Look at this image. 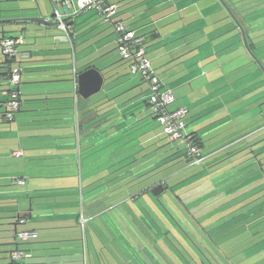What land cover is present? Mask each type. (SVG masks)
Listing matches in <instances>:
<instances>
[{"label": "crops", "instance_id": "0c3cea01", "mask_svg": "<svg viewBox=\"0 0 264 264\" xmlns=\"http://www.w3.org/2000/svg\"><path fill=\"white\" fill-rule=\"evenodd\" d=\"M113 1L119 4V18L138 35L145 36L147 57L153 70L163 81L164 88L172 89L175 95L176 100L169 108L188 109V130L195 133L203 149L219 146V142L241 130L264 127L261 67L252 75L254 83L261 86L258 90L247 91V84L225 88L226 83L222 82L229 77H226L228 70L225 67L220 70L204 60L199 62L190 53L195 50L192 49L194 41L202 45L208 43L206 39L199 40L198 34L192 35L197 31L192 29L191 20L195 2ZM74 3L78 8L76 0ZM55 7L63 11L61 3ZM35 18H44L46 22ZM65 21L72 27L69 33L59 28L52 0H0V39L5 36L24 38L13 62L6 61L0 54L3 63L0 71L2 66L7 72L16 66L23 68L22 107L12 121L3 118L4 97L0 94V264H160L141 242L120 245L116 229L104 228L102 221L83 235L81 215L89 222L114 207L106 210L97 207L104 203L103 194L93 189L112 186L118 181L103 179L104 174L134 158L135 139L139 138L141 147L155 141L161 132L151 134L152 127L160 125L159 121L147 110H138L137 114L128 115L121 125L110 124L104 134L102 126L86 133L93 128L88 121L103 112L97 113L98 108L111 105L115 108L113 111L133 110V106L147 98L149 84L143 80L146 84L140 88L131 82L121 88L123 82L116 80L127 65L119 53L118 35L114 26L102 22L94 10H69ZM161 21L167 22L160 26ZM192 57L194 61L185 64ZM206 58L209 56L203 59ZM92 66L102 72L105 81L99 92L84 97L79 92L78 76ZM9 74H0V93L7 86ZM113 81L116 84L111 83ZM232 95L240 98L233 101ZM25 101L28 103L23 105ZM136 118H147L137 127L148 125L137 135V127L133 125ZM260 139L250 144L255 162H261L257 155L263 153L256 152L263 146ZM240 148L235 142L226 143L211 151L210 156L235 153ZM20 150L21 155L14 154ZM165 150V147L160 149L158 154ZM242 160L230 158L229 163H234L230 167ZM143 168L145 165L140 169ZM18 180L25 183L19 184ZM88 190L92 193L90 197H87ZM70 192L73 194L68 195ZM181 198L184 203L200 200L199 195ZM127 199L129 197L116 205ZM109 213L112 220L118 221L117 213ZM28 230L35 232L29 240L16 237L17 232ZM15 250H23L25 256L13 259ZM119 251L123 252L122 259H119Z\"/></svg>", "mask_w": 264, "mask_h": 264}, {"label": "rangeland", "instance_id": "374dc122", "mask_svg": "<svg viewBox=\"0 0 264 264\" xmlns=\"http://www.w3.org/2000/svg\"><path fill=\"white\" fill-rule=\"evenodd\" d=\"M191 1L195 2V4H196V5H194V3H193L192 10H191V12H192V19L191 20L193 22L192 29L197 30V31L193 32L192 35L198 34L196 37L199 40H203V39L208 40V43H206L204 45H202L203 43L200 44L199 42H198L199 44H197L196 41H194L195 39L193 40L194 42L192 43L193 44L192 49H195V50L190 52V53H193V55H194L193 57H195V58L197 57L199 62L204 60V61H207V64H214L213 67H217L220 70L222 69V67H225V70H228L226 77L229 76L225 79L224 82H222L223 84L226 83L225 88H227L228 85L229 86L230 85H236V88H239L240 86H242V84L243 85L247 84V88H246L247 91L248 90L249 91L250 90H253V91L258 90L261 86H259L258 83H254L255 79H252L253 78L252 75H254L256 72L259 71L260 65L258 63L256 64V62H255L256 60L254 59V56L257 57V54H259L262 51V49H258L256 55L253 54L252 52H250L249 48L245 44L244 40L239 41L240 39H242V36H241V34L237 33L238 32L237 29L233 28V25L231 23L230 18L233 17L231 9H234V11L236 13H239V15L242 16L243 23H244V25H246V27L253 26L251 30H253V32H254V34L252 35L254 37V39H259L262 42H264V30L263 29L260 30V28H261L260 25L264 21V17L263 18L261 17V16H264V0H191ZM185 15H187V13H185ZM179 16H181V15H179ZM187 20L188 19H186V21ZM234 20H235V27H237L239 25L238 21H236V19H234V17H233L232 21H234ZM165 22H167V21H165ZM165 22L161 21L159 25L163 26L166 24ZM180 23H181V21H180ZM238 29H239V27H238ZM178 35H182V34H178ZM248 41L250 43L252 42L251 40H248ZM232 42H237V43L230 45ZM198 45L199 46L202 45L203 47L201 46L200 48H198L197 47ZM0 50H1V48H0ZM0 53H1V51H0ZM262 55L264 56L263 53L261 54V56ZM208 56H209V58L203 59V58L208 57ZM193 57L188 58L187 61L185 62V64L190 62L191 60L194 61L195 58H193ZM125 65H127V68H125L121 71L120 77H118V79L116 80L119 83H121V82L124 83L125 81H127L124 84L121 83L122 84L121 88L123 86L128 85L130 82L134 83V84H138L139 88L142 85H145L146 83H148L146 81H145L146 83H142L143 82L142 77L139 74H132L129 67H128L127 62ZM254 70H256V71H254ZM157 71L160 72L161 67H159L157 69ZM260 71H262L261 73H264V70L262 68L260 69ZM263 77H264V75H263ZM248 78H249V80H248ZM228 79H229V84H227ZM241 80L242 81L247 80V82L242 83V82H240ZM263 82H264V80H263ZM111 83L116 84V82H114V81ZM250 92H252V91H250ZM237 97L235 95H232L231 100L235 101V100H238L240 98V97L239 98H237ZM27 103L28 102L25 101V102H23V105H26ZM143 110H145V111L147 110L151 114V108L143 109ZM17 113L18 112H16L15 114H17ZM153 123L154 122H152L151 124L153 125ZM145 127H148V125ZM145 127L143 126L139 130L135 131V134L137 135V132L144 130ZM248 131L249 130H245V131L241 130V132L233 135L231 138H229L227 140H222L221 142H219V146L213 147L212 149H203L202 148L203 153L207 155V158H206L207 161L205 160V162L203 163V166H199L197 168L186 167L185 168L186 171L180 175L182 177H185L186 175H189V174L195 172L196 170H199L200 168L202 169V167L204 168V166L210 165V164L214 163L215 161L217 162L220 159H222L224 156H227L226 153H222L219 155L214 154L213 156H211L209 158L210 153H212L211 151H215L216 149L220 148L221 146L225 145L226 143L235 142V145L237 147H243V146H247V145L253 143L255 140H258L261 138L260 140H262L263 146L261 147V149H258L256 152L258 153V152L264 151V127L257 128L256 130H252L249 132ZM105 132L106 131L102 132V134H104ZM150 132H151V134H154V135H157L156 133L161 132V134L159 136H157V139H156V140H159L158 143L162 144V146L167 144V146H166L167 148H170L173 146L174 142L169 137L165 136V134L163 133V129H162L161 125L157 126L155 124V126L152 127V130ZM130 135H131V133H130ZM134 142H135L134 144H135V148H136L135 151L137 152L143 146L139 147L140 146L139 138L135 139ZM257 142H259V141H257ZM158 143H155L153 146H151L149 148L147 147L144 150H143V148L140 149V152H137L136 155H134V156H140L145 152L151 151V149H157V145H159ZM148 144H146V145H148ZM254 145H257V144L254 143ZM163 149L164 148H162V150ZM150 154H152L153 157L156 156V158H154L153 161H155V162L159 161V158H158L159 156L156 155L157 151L151 152ZM163 156H164V154H163ZM257 156L260 158L261 162L256 161L255 163L251 164L250 168H254L253 172L239 177V175H241L243 172H245L247 170V168L246 169H239V168H241V166L234 167L231 170H229L226 174H224L222 176H217L213 180V182L216 180L215 181L216 184L213 183L212 181L210 182L214 188L215 185H219L220 183H224L225 181L230 180L231 178H233L235 176H236V179L230 182L231 185L238 183V184H240L239 186H242L248 182L254 181L251 186H245V188H243L241 190V191L245 192L244 195L237 197V194H233L232 197L231 196L229 197L230 202L227 204H223V205H219V203L215 204L216 200L219 199L216 197L213 198L212 200H206L205 203H201V202H203L202 199H204V197L203 198L200 197L199 198L200 199L199 204L198 203H197V205L195 203L188 204L194 210L193 212H197V214L202 213V212L211 213L209 215V217H212V219L210 220L211 223L207 227V229L209 230V234H211V238L209 237L208 239L210 241H212V243H214L216 246H218L222 251L226 252L228 254L227 256H229V253L231 252L232 249L239 247L238 248V249H240L239 252L235 251L236 253H234V252L230 253V255L232 254L231 261L234 264H263L264 263V196L261 197L264 193V152L262 154L257 155ZM254 160H255V158L253 159V161ZM180 163H177L174 166L170 167L169 169H166V170L152 176L151 178H148L147 181L148 180H151V181L154 180L155 181L157 179H162L163 177H166L167 179H169L168 183H167L168 185L174 184L176 180L174 178H172V176L175 174V169L179 166L184 165L185 161H182V163H181L182 165ZM222 163H227L224 166V168H228L231 165H234V163H229L228 161H225ZM130 167L131 166H128L127 168H130ZM224 168L213 172L210 176L217 175L218 172H220ZM177 171H178V169H177ZM231 173H234V174H231ZM226 175H230V176H228L225 180H222L220 182L219 179L226 176ZM248 176H250V178H248ZM246 178H248V179H246ZM146 183L147 182H144L142 185H138L135 187L131 186V187L127 188L124 193H121V194L119 193L118 190H114V193H111V195H108V194L104 195L107 191L105 188L99 187V189H98V187H96V189L94 188L93 190H97V194H100V195L103 194V200H104L103 205L98 204L97 207L102 206L101 208H103L105 210L109 209L111 206H115L119 201L123 200L122 198H126L131 193H134V191H135V193L137 191H140L142 187L146 186ZM253 186H256V187L252 188ZM70 191H73V188H71ZM69 194H73V192L68 193V195ZM251 194L254 195V197L251 196L250 198L246 199L245 201H249V200L257 197V199H255L254 202L243 207L242 209L235 211L234 213H230L228 215L226 214L227 212L231 211V209H229V208L226 209V207L230 206V208L233 209L234 207L238 206V205L234 204L236 201H239L241 198L243 199L244 197L251 195ZM91 195H92L91 191L88 190L87 191V197H90ZM189 195L190 196L183 195V197H185V199H190L191 196H193V197L198 196L199 193L192 194V195L189 194ZM167 196L168 195H165L164 199ZM207 198H209V196ZM212 201H213V203H212ZM138 205L140 207L142 206L138 202L133 204L134 207L138 206ZM202 207H203V209H200ZM249 208H251V209H249ZM246 209H248V210L246 211ZM109 210H111V209H109ZM218 211H219V213H218ZM110 212H113L115 214V212L113 210ZM145 212L146 211H144V213ZM104 214H106V213H104ZM104 214L101 215V217L92 218L89 222L87 221L84 229L82 230L84 236H86L87 230L89 228H90V230H93L92 228L95 227V225L99 226L101 221L104 225V228H106V227L112 228V225L107 223L108 222L107 219H104V218H106V216ZM202 215H203V213L201 214V216ZM232 216H236V217L232 219L231 218ZM217 218H220L221 220L212 222L213 220H216ZM119 223H120V226H123L122 222H119ZM219 223H223V225L219 226L218 225ZM136 230L140 232L139 228H136ZM117 238H118L117 242L120 245L123 244V242H121V239H120L118 233H117ZM137 238H138V236L134 234V239L137 240ZM247 239L250 241H248ZM136 243H137L136 241H134V240L132 241L133 245L134 244L136 245ZM149 243L151 244V242L147 241V244H149ZM144 244H146V243L144 242ZM159 250H158V253H161V250L163 251L162 253L164 254V257L166 258L165 264H181L180 261L176 260L177 258H176V255H174V254L177 253V255L179 256L178 257L179 259H182V256H183L182 253L186 254V251L184 249H182L183 252H180V249H177L176 247H174V250H171L170 248H167V246H164V248L161 247ZM174 251H175V253H174ZM122 253L123 252H121V251L118 252L119 259L123 258ZM148 254L151 255L150 252ZM185 261H187V260H185ZM150 264H153V263L150 262Z\"/></svg>", "mask_w": 264, "mask_h": 264}, {"label": "trees", "instance_id": "16d2710c", "mask_svg": "<svg viewBox=\"0 0 264 264\" xmlns=\"http://www.w3.org/2000/svg\"><path fill=\"white\" fill-rule=\"evenodd\" d=\"M231 11L233 14L232 16L234 17V19H236V21H238V24H239V26L235 27V20L232 21L233 17L230 18L233 28L237 29L238 31L237 33L241 34L242 36V39H240L239 41L243 40V31H244L246 34L247 40L252 41L251 43L248 41L249 51H251L253 54L256 55L257 50L262 49V51L259 54H257V57L264 66V56H261L262 53L264 54V42L262 41L255 42L254 37L252 36L254 32L253 30H251L253 26L246 27V25H244L243 23L242 16L239 15V13H236L234 9H231ZM118 17H119V13H118ZM261 17L263 18L264 16H261ZM261 25H260L261 27L260 30L261 29L264 30V21L262 22ZM235 43L237 42H232L230 45H233ZM105 103L106 102H104L103 104ZM135 107H136V110L134 109ZM148 107L152 109V113L150 115L154 118H157V115L155 114L153 107L149 103L148 95L145 100L141 101L136 106H133V110L132 108H129V109H125L122 112H118L116 110L113 111V109L115 108L111 107V105H106L103 108H98L97 113L101 110H103V112L88 121V123H91L89 127L93 126V128L88 129L86 133L98 127H101V126L104 132L105 130L110 128V124L113 123V124L120 125L129 118L128 115L132 113L133 115H135L137 114L138 110L148 109ZM87 117H89V115ZM136 119L133 123L135 127L139 126L140 121L147 120V118H142L139 120L138 119L136 120ZM139 128L140 127H137L135 131L139 130ZM193 134L195 135V133ZM195 138L199 142L196 135H195ZM158 141L159 140H155V141L150 142L148 145H144L142 147L143 150L147 147L149 148L153 146L155 143H158ZM172 141L174 142V144L170 148L166 147L167 144L163 146L162 144H160V146L157 145V149H151V151L146 152L140 156H134V158L130 160L129 162L123 163L117 169H113L112 171H108L104 174V176L102 177L103 179L108 178V181L118 180L114 185L105 187L107 191L104 195H107V194L111 195V193H114V190H118L119 193L121 194V193H124L126 189L131 186L135 187L138 185H142L144 182H147L146 186L142 187L140 191H137L136 193L134 191V193H131L130 195H128L127 197H129V199L114 206L111 210H107L106 212H104L106 213V214L103 213L106 216V218L104 219H107L108 221L107 223L112 225L113 229H116L121 239V242H123L124 244H129L131 246L132 241H133L132 239H134V234L137 235L138 236L137 240L135 239L134 240L136 242H141L143 244L145 242L146 243L145 245L148 246L150 253L153 255V260L154 259L158 260L160 264H165L166 258L164 257V254L162 253L163 251L161 250V253H158V250L161 247L164 248V246H167V248H170L171 250H174V247H176L177 249H180V252H183L182 249L186 251V254L182 253L183 254L182 259L178 258L179 256L177 255V253L174 254L176 255V258H177L175 259L180 261L181 264H234L231 261L232 254L230 255V253L239 252L240 250L238 249L239 247L232 249L231 252L229 253V256H227L228 254L226 252L222 251L218 246L212 243V241L208 239L209 237L211 238V234H209V230L207 229L208 225L211 223L210 220L212 219V217H209L211 213L202 212L203 215L201 216L202 213L197 214V212H193L194 210L188 204L195 203L197 205V203L199 204L200 200L197 202L184 203L181 196L183 195L190 196L189 194L192 195V194L199 193V196L201 198L204 197V199H202L203 202L201 203H205L206 200H212L213 198L216 197L219 199L216 200L215 204L219 203V205H223V204H227L230 202L229 197L230 196L232 197L233 194H237V197L244 195L245 192L241 190L245 188V186H251L254 181L248 182L242 186H239L240 184L238 183L231 185L230 182L236 179V176H235L231 178L230 180L225 181L224 183L215 185L214 188L210 182L211 181L213 182V180L217 176H222L226 174L229 170H231L234 167L241 166L240 169L247 168V170L243 172L241 175H239V177L253 172L254 168H250V166L252 163H255V161H253V159L255 158V154L252 153V151L250 150L251 149L250 144L247 146H243L235 153H228L227 156H224L222 159H220L217 162L215 161L214 163L210 165L204 166V168L202 167V169L200 168L199 170H196L195 172L189 175H186L185 177H182L180 174H183L186 171L185 169L186 167L197 168L199 166H203V164L198 165V166L191 165L190 161L185 156L183 143L176 141V140H172ZM199 144L201 145L200 142ZM164 147H166L165 153L161 152L160 154H158V151ZM140 149L137 152H140ZM155 150L157 151L156 155L159 156L158 157L159 161H156V162L153 161V159L156 158V156L153 157V155L150 154L151 152H156ZM244 150H248V151L245 154L238 155ZM137 152L135 151L134 155H136ZM163 154H165V156H163ZM148 157L150 158L147 159ZM210 157L211 156H209V158ZM232 157H239L240 159L242 158L243 160L240 161L235 166H232L225 170H221L215 176H210L213 172L224 168V166L227 163H222V162H225V161L230 162L229 159ZM182 161H185L184 165L181 164ZM147 162H150V164L146 165ZM177 163H180L182 166H179L175 169V174L172 176V178L176 180L174 184L168 185L167 183L169 179H167L166 177H163L162 179H157L155 181L154 180L147 181L148 178H151L152 176L166 169H169L170 167L174 166ZM142 165H145V168L140 169ZM128 166H131V167L127 168ZM231 174H234V173H231ZM228 176L230 175H226L220 178L219 181L221 182L222 180H225ZM250 176H248V178H250ZM162 181L165 187L164 192L158 196L153 195L150 187L152 186L153 188L157 186L158 184L162 183ZM215 181L213 183L216 184ZM156 183L157 185H154ZM254 187L256 186H253L252 188ZM165 195H168V196L164 199ZM208 196L209 198H207ZM251 196L254 197V195L251 194V195L244 197L243 199L241 198L242 200L240 199L239 201H236L234 204L238 206L234 207L233 209L230 208V206L226 207V209L227 208L231 209V211L226 214L228 215L230 213H234L235 211L242 209L243 207L249 205L250 203L254 202L255 199H257L256 197L249 201H245ZM263 196H264V193L261 197ZM137 202L140 203L142 206L140 207L138 205L134 207L133 204ZM200 209H203V207ZM112 210L118 214V221L112 220L111 214L109 213ZM247 210L248 209H246V211ZM144 211L146 212L144 213ZM235 217L236 216H232L231 218L233 219ZM218 220H221V219L217 218L216 220H213L212 222H215ZM119 222H122L123 226H120ZM218 225L222 226L223 223H219ZM122 227L126 228L128 232L125 233ZM136 228H139L140 232L137 231ZM18 233L19 232H17L16 234L17 238H19ZM22 241H27V240H22ZM147 241L151 242V244L150 243H149L150 245L147 244ZM138 252L140 251L136 250V253Z\"/></svg>", "mask_w": 264, "mask_h": 264}, {"label": "built area", "instance_id": "2783aa9c", "mask_svg": "<svg viewBox=\"0 0 264 264\" xmlns=\"http://www.w3.org/2000/svg\"><path fill=\"white\" fill-rule=\"evenodd\" d=\"M76 2L78 8L75 7L74 0H52L54 4V18L59 28L67 33L72 28L65 21L69 15V10L73 12H77L78 10H94L102 22L112 24L118 35L120 56L127 62L132 74H139L149 84L148 100L163 127V133L172 140L183 143L185 156L191 165L198 166L203 164L207 155L203 153L202 147L196 140L195 135L188 130V109L186 107L174 110L169 108L176 98L172 89L164 88L163 81L153 70L151 60L147 57L145 36L138 35L123 19L118 17L120 7L113 0H76ZM58 3L63 5V11L55 7ZM23 42V36H5L1 38L0 48L2 56L7 61L13 62L18 47ZM22 78V66L11 68L8 84L1 90L5 108L3 118L6 121H12L15 113L21 108L20 84ZM14 154L21 155L22 151H16ZM17 182L19 184L25 183L24 180H18ZM86 221L87 219L81 215L79 222L82 229H84ZM34 235L35 232L29 230L18 233L19 238L22 240H28ZM24 256L25 254L21 250H15L12 253L13 259H21Z\"/></svg>", "mask_w": 264, "mask_h": 264}, {"label": "water", "instance_id": "95a60500", "mask_svg": "<svg viewBox=\"0 0 264 264\" xmlns=\"http://www.w3.org/2000/svg\"><path fill=\"white\" fill-rule=\"evenodd\" d=\"M35 19L37 21L46 22V20L44 18H35ZM243 40L248 47V40H247V37H246V34L244 31H243ZM254 59L260 65V67L264 70V66L260 62L258 57L254 56ZM0 64L2 65L3 63L0 62ZM1 69L2 70L0 71L1 72L0 74H2V75H6L7 73H10V72L5 71L4 70L5 67H3V66L1 67ZM104 81H105V78L99 69H97L95 66L89 67L88 69H86L85 71L80 73L78 76L79 92L84 97L91 96V95L99 92L102 89ZM19 111H21V110H19ZM164 190H165V187H164L163 183H160L157 186L151 188V192L156 196L163 193Z\"/></svg>", "mask_w": 264, "mask_h": 264}]
</instances>
